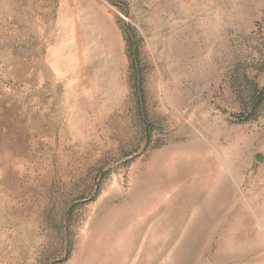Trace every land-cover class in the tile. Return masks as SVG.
I'll return each mask as SVG.
<instances>
[{
  "label": "rangeland",
  "instance_id": "obj_1",
  "mask_svg": "<svg viewBox=\"0 0 264 264\" xmlns=\"http://www.w3.org/2000/svg\"><path fill=\"white\" fill-rule=\"evenodd\" d=\"M0 264H264V0H0Z\"/></svg>",
  "mask_w": 264,
  "mask_h": 264
}]
</instances>
